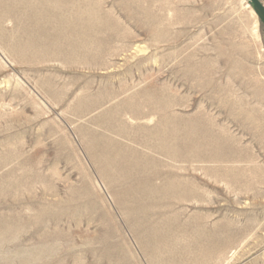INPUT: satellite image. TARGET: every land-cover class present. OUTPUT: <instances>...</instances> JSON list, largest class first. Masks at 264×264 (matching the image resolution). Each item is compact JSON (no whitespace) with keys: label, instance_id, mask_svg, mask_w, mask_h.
I'll use <instances>...</instances> for the list:
<instances>
[{"label":"rangeland","instance_id":"obj_1","mask_svg":"<svg viewBox=\"0 0 264 264\" xmlns=\"http://www.w3.org/2000/svg\"><path fill=\"white\" fill-rule=\"evenodd\" d=\"M65 2L75 59L0 0V264H264V25L245 0ZM189 133L236 149L161 155ZM142 191L177 196L145 217Z\"/></svg>","mask_w":264,"mask_h":264},{"label":"bare ground","instance_id":"obj_2","mask_svg":"<svg viewBox=\"0 0 264 264\" xmlns=\"http://www.w3.org/2000/svg\"><path fill=\"white\" fill-rule=\"evenodd\" d=\"M71 1V0H70ZM75 1V0H73ZM24 2V1H23ZM14 3V2H12ZM65 0H25V4H27L26 7H30L32 8L31 10V17L35 18L37 22H40V23H54L55 25L58 24L59 26V33L61 34L62 32L61 31H65L67 32L66 36L64 37V40L63 38L60 39V34L59 33H56V34H59L56 37V39H54V45L59 47L56 49L54 48L53 50L55 52H59L58 50L59 49H62V45L65 46V49L63 48V50H61L60 52L62 53H65L67 52V55L70 56V57H74L78 54H80L81 56L83 55L82 53H87L89 48L88 46H90V44H88L87 42L89 41H83V39H81L83 41V44L81 43L82 41L79 39L78 41V38L76 36L77 33H79V31L81 30H78L77 29V32L76 34L74 33L75 30H76V25H72L70 24L71 21H73V18H74V15L76 12H78L81 8V3L80 2H76L77 4L74 6H72L73 8H70L68 7L66 4H65ZM70 4H73L72 2H68ZM3 5V4H2ZM1 5V6H2ZM6 5V4H5ZM245 7L248 8L250 10V12L254 15V12L252 11V9L249 7L248 3L245 1ZM24 6V5H23ZM75 7V8H74ZM9 10V9H8ZM15 10V9H14ZM30 13V12H29ZM10 15V14H9ZM18 15V14H17ZM29 16V15H28ZM30 18V17H29ZM25 19V18H24ZM154 21V20H153ZM26 22V21H25ZM38 24V23H37ZM37 26V25H36ZM44 26V25H43ZM47 27V26H46ZM83 28H86L85 26H82ZM53 28V27H52ZM34 30V29H33ZM35 31V30H34ZM49 32V31H48ZM86 32V31H85ZM81 33H84V32H80ZM65 34V33H64ZM48 35V34H47ZM62 35V34H61ZM42 36H46V35H42ZM50 36V35H49ZM77 38V39H76ZM44 39V38H43ZM63 40V43L60 44V42H62ZM49 41V40H48ZM52 43V42H51ZM81 43V44H79ZM45 44V43H44ZM50 44V43H48ZM63 46V47H64ZM40 47V46H39ZM66 50V51H65ZM65 51V52H63ZM54 52V53H55ZM80 52V53H79ZM91 52V51H90ZM61 54V53H60ZM63 55V54H62ZM50 56V55H49ZM53 56V55H52ZM54 56L56 57L57 54H54ZM53 56V58H54ZM79 56V55H78ZM51 57V56H50ZM66 57V55H65ZM87 57V56H86ZM69 58V57H68ZM79 58V57H77ZM84 58V57H83ZM66 59V58H65ZM75 59V57H74ZM62 61V60H61ZM160 130V129H159ZM165 130V129H164ZM157 131V130H156ZM163 131V129H162ZM180 131V130H179ZM178 131V132H179ZM187 131V130H186ZM158 132V131H157ZM177 132V133H178ZM181 133V132H180ZM172 134V133H171ZM179 134V133H178ZM164 135V134H163ZM217 135V134H216ZM159 136V135H158ZM171 136V135H170ZM174 136V135H173ZM172 136V137H173ZM177 138V137H176ZM175 137L174 138H171L172 140L170 141L169 140V137L168 136H165V137H160V140L161 141H164L165 143V148L163 150L160 151L161 155H165L167 157H170V158H177V157H181L182 159L183 158H194V159H203V160H213L218 152H224L227 153V155L230 153V151L236 149V147L234 146L232 140L227 137V136H221V135H218L215 137V141H220V144L216 143L214 144V142L211 140V139H207L203 136H201V138H205L208 142L204 141V140H201L200 139V136H196V135H192L191 133L185 135V138L188 140H186L185 138L180 141H178ZM217 138H219V140H217ZM151 139V138H150ZM174 143V144H173ZM170 144H173L170 146ZM223 144H226L224 148H222V145ZM172 147L171 149H168ZM157 148V147H156ZM162 148V147H161ZM226 150H221V149H225ZM177 149H183V154H181V152H178L176 151ZM211 149V152L212 153H209V154H203L202 152L204 151H207V150H210ZM159 151V149H157ZM236 152V150H235ZM240 153V152H239ZM164 156V157H165ZM243 157V156H242ZM116 158V157H115ZM217 158V157H216ZM193 159V160H194ZM124 160H122L123 162ZM115 162V161H114ZM121 162V163H122ZM126 162V161H125ZM134 162V161H133ZM239 162V161H238ZM112 163V162H111ZM116 163V162H115ZM131 163V162H130ZM242 163V162H240ZM118 164V163H117ZM133 164V163H132ZM131 165V164H130ZM134 167V166H133ZM125 169V168H124ZM227 169V168H226ZM236 170V169H235ZM137 172V170H135ZM134 171V172H135ZM235 172V171H234ZM237 172V171H236ZM240 173V171H238ZM132 174V173H131ZM133 175V174H132ZM131 175V176H132ZM159 176V175H157ZM156 176V177H157ZM133 177V176H132ZM137 179V178H135ZM238 180H240V182L242 183H245L247 181V179L244 177H241L239 178ZM181 185V184H179ZM246 185V184H245ZM165 186V185H164ZM139 191V190H138ZM174 191V190H173ZM172 191V192H173ZM143 192V191H142ZM138 193L135 195V198L133 200V208L135 209V211L137 212H143L145 213L144 216L146 217V214L148 213V211H150L151 208H159V209H162V208H165L166 207L168 208L169 207V203L170 200L169 198L170 197H175L177 196V193L176 195L174 193H161V192H152V193ZM147 192V191H146ZM173 197V198H174ZM158 209V210H159ZM164 210V209H163ZM157 212V211H156ZM156 212H150V215L151 216V213H156ZM147 215V217H148ZM158 215V214H157ZM156 215V216H157ZM145 217H143L145 219ZM142 218V217H141ZM142 218V220H143ZM134 220V219H133ZM144 221V220H143ZM148 221V220H147ZM145 222V221H144ZM143 222V223H144ZM138 223V222H137ZM160 223V222H159ZM142 227V226H141ZM147 227V226H146ZM152 228V227H151ZM166 228V227H165ZM150 230V229H149ZM153 232V231H152ZM158 234V233H157ZM108 237V236H107ZM145 240V239H144ZM106 242H104L105 244ZM164 243V242H163ZM163 245V244H162ZM158 247H161V245L157 246L156 249ZM160 250V248H158ZM158 251V250H157ZM156 253V251H154ZM160 252V251H159ZM112 255H113V252H111ZM152 253V252H151ZM162 254V252H161ZM113 256H116V255H113ZM26 257V256H25ZM25 257L23 258V262L22 264H28L29 260L28 259H25ZM155 257V256H154ZM151 258V257H149ZM158 258V257H157ZM155 263V262H154Z\"/></svg>","mask_w":264,"mask_h":264},{"label":"water","instance_id":"obj_3","mask_svg":"<svg viewBox=\"0 0 264 264\" xmlns=\"http://www.w3.org/2000/svg\"><path fill=\"white\" fill-rule=\"evenodd\" d=\"M261 24L264 25V4L260 0H245Z\"/></svg>","mask_w":264,"mask_h":264}]
</instances>
